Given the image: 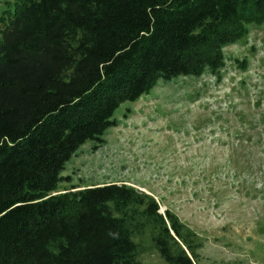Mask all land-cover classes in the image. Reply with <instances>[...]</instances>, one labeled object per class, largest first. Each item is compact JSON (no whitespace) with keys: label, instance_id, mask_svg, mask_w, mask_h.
I'll list each match as a JSON object with an SVG mask.
<instances>
[{"label":"trees","instance_id":"16d2710c","mask_svg":"<svg viewBox=\"0 0 264 264\" xmlns=\"http://www.w3.org/2000/svg\"><path fill=\"white\" fill-rule=\"evenodd\" d=\"M264 0H17L0 18V264H196L202 238L125 183L60 191L123 102L216 72ZM147 243V247L145 246Z\"/></svg>","mask_w":264,"mask_h":264},{"label":"rangeland","instance_id":"374dc122","mask_svg":"<svg viewBox=\"0 0 264 264\" xmlns=\"http://www.w3.org/2000/svg\"><path fill=\"white\" fill-rule=\"evenodd\" d=\"M16 3L0 0V18ZM223 54L216 72L161 80L121 103L117 125L76 150L58 188L125 183L202 238L196 264H264V23ZM140 261L167 264L149 247Z\"/></svg>","mask_w":264,"mask_h":264}]
</instances>
